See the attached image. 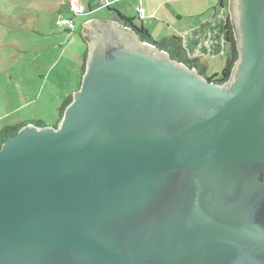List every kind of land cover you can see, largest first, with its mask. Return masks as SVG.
<instances>
[{
	"label": "water",
	"instance_id": "95a60500",
	"mask_svg": "<svg viewBox=\"0 0 264 264\" xmlns=\"http://www.w3.org/2000/svg\"><path fill=\"white\" fill-rule=\"evenodd\" d=\"M224 84L88 22L58 125L0 149V264H264V0H230Z\"/></svg>",
	"mask_w": 264,
	"mask_h": 264
},
{
	"label": "rangeland",
	"instance_id": "374dc122",
	"mask_svg": "<svg viewBox=\"0 0 264 264\" xmlns=\"http://www.w3.org/2000/svg\"><path fill=\"white\" fill-rule=\"evenodd\" d=\"M157 1L164 2V11L161 17L167 19L171 25V29L166 25H160L164 36L179 38L177 34L185 35L187 39V48H185L189 49L192 55L203 50L208 53V49H214L218 56L205 61L207 77L212 79L218 75V80H221L222 72L227 66L229 50L224 30L226 20L230 17L227 6L223 10L218 7L216 13L214 10H210L202 19H196V21H201L205 17L207 20L210 17L218 20H215L208 32L203 27L204 25L201 28L196 27L195 13L190 11L199 9L201 2L209 3L212 0H154L153 2ZM46 3L55 6L56 0L48 2L47 0H0V130L6 126H14L16 121L25 114L32 113L31 108L18 109L17 106H14L19 103L21 95H30L33 90L38 89L42 76L49 75L50 79L53 78L55 81L56 74L64 72L62 64L65 62L59 63L57 50L50 47V44L53 45L54 39L45 38L53 30L60 32L64 29L57 26L58 19L53 16L55 11H51ZM227 4L229 7L230 0H227ZM106 12L107 10L104 11V13ZM179 15L183 16L185 26L180 25V32L176 34L174 29H177L180 23ZM138 17L137 14L136 22L140 25L137 19H142ZM168 23L166 24L169 25ZM157 27L158 25L156 26L158 30ZM151 33L156 37L155 43L162 40L163 36H156L157 33L153 27ZM42 41L47 45L46 48H44V44L41 45ZM188 57L191 60L195 59L194 56L188 55ZM79 74L80 72H74L73 78H68L78 87H80L79 79H81ZM45 124L52 126L55 123L47 120Z\"/></svg>",
	"mask_w": 264,
	"mask_h": 264
},
{
	"label": "crops",
	"instance_id": "0c3cea01",
	"mask_svg": "<svg viewBox=\"0 0 264 264\" xmlns=\"http://www.w3.org/2000/svg\"><path fill=\"white\" fill-rule=\"evenodd\" d=\"M48 1L49 0H47V2ZM153 1L154 0H80L84 14L75 17V31L69 32L68 30L64 29L60 30V32H54L53 30L49 33L48 36L45 37H48L49 40L54 39V43L53 45L50 44V47H53L54 50H57V58L59 57V60H57L59 61V63L65 62L62 64L64 72L59 75L56 74L55 81L53 80V78L50 79L49 75L42 76V80L38 84V89L33 90L30 95L27 94L26 96H20L19 103L15 104L14 106H17L18 109L31 108L30 111L32 113L25 114L21 119L16 121L17 123L15 125L27 121H42L45 123L47 122V120H51V122L55 124L57 123V111L61 106L62 102L67 97L73 95V93L79 88L75 82L68 78H73L72 74L74 72H80L79 76H81L82 78V67L85 61V53L87 52L88 48L87 42L84 40L83 37V28L86 23L95 20H103L109 23H113L117 26H124L123 22L119 19L118 15L115 12L117 11L127 18L134 19L136 25L139 26V24H137L138 22H136L138 14L136 9L138 8V6H141L144 9L145 17L143 18L144 20L142 19L141 21L137 19L139 23L144 26V28L151 35V28L153 27L154 30H156V36H163V38H166L164 36V33L161 31V26L166 25L168 26V28L171 29V25L168 23L167 19L161 17L164 11V2L157 1L154 3ZM222 2V0H212L209 3L201 2L199 5V9L190 11H194L195 13L194 17L196 27L201 28L204 25L203 27H205L206 31L209 32L215 20L217 19H212L209 16L208 20L206 19V17L201 21H196V19H202V17L209 13L210 10H214L216 13L218 11V7H221V9L223 10L226 7L225 5L223 6ZM46 4L49 5V9L51 11H55L53 13L55 19H59L61 17L69 18L72 16L70 6L67 0H56L55 6H52L48 3ZM226 6L229 10L228 4ZM106 10L107 12L104 13V11ZM138 18H140V16ZM183 19V16L179 15L180 23L177 26V29H174V32L176 34L180 32V25H182V27L185 26ZM166 23H168L169 25H167ZM157 25L158 30L156 29ZM177 35L179 38H181L183 46L185 48L187 40L185 35ZM152 38L153 40H156V37H154V35H152ZM43 44L44 41H42L41 45ZM44 46V48H46L47 45L44 44ZM212 46H214L213 43ZM186 51L189 56H194L195 59H200L201 62L205 65V61H208L209 59H215L218 56V54L214 52V49H208V53H205L206 51L204 50L199 51V53H194L195 55H192L189 49H186ZM46 78L48 79L45 80ZM81 80L82 79H79L80 85Z\"/></svg>",
	"mask_w": 264,
	"mask_h": 264
},
{
	"label": "trees",
	"instance_id": "16d2710c",
	"mask_svg": "<svg viewBox=\"0 0 264 264\" xmlns=\"http://www.w3.org/2000/svg\"><path fill=\"white\" fill-rule=\"evenodd\" d=\"M223 6L227 5V0H222ZM118 15L119 19L123 22L124 26L127 28H132L135 30L138 35L140 36L141 40L143 42L152 43L157 45L161 50H164L168 52L171 57L180 62L184 63L188 67L192 69H196L199 73L202 75H205L207 77V67L205 64L201 62L200 59H189L186 49L183 46L182 40L177 37L173 38H163L159 43H155L150 33L142 26L141 24L138 26L135 23L134 19L127 18L120 14V12L115 11ZM141 21V20H140ZM225 34H226V41L228 43L229 48V56L227 61V66L224 68L222 72V79L218 80V75H215L210 81L216 82L217 84H224L228 82L231 78L233 69L239 59V51H238V45L235 37V28L231 21V18L228 17L225 23ZM88 57V48L87 52L85 53V61L82 67V75L86 70V60ZM82 79V78H81ZM73 96H69L62 102L61 106L59 107L57 113H58V120L55 125H58L63 116L64 112L67 108V106L72 102ZM35 125L38 127H45L46 124L42 121H27L22 122L20 124L14 125V126H6L3 129L0 130V149L3 146V144L11 137L18 134V132L27 125Z\"/></svg>",
	"mask_w": 264,
	"mask_h": 264
},
{
	"label": "built area",
	"instance_id": "2783aa9c",
	"mask_svg": "<svg viewBox=\"0 0 264 264\" xmlns=\"http://www.w3.org/2000/svg\"><path fill=\"white\" fill-rule=\"evenodd\" d=\"M67 1L70 6V11L72 16L69 18L61 17L58 19L56 24L61 29L68 30L69 32H74L76 29L75 17L84 14L83 7L80 3V0H67ZM136 11L141 19L145 17L144 9L141 6H139L136 9Z\"/></svg>",
	"mask_w": 264,
	"mask_h": 264
}]
</instances>
